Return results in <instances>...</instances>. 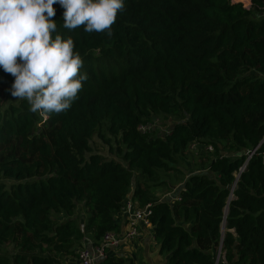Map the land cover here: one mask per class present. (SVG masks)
Returning a JSON list of instances; mask_svg holds the SVG:
<instances>
[{"label":"trees","instance_id":"1","mask_svg":"<svg viewBox=\"0 0 264 264\" xmlns=\"http://www.w3.org/2000/svg\"><path fill=\"white\" fill-rule=\"evenodd\" d=\"M124 4L111 37L63 28L64 9L53 4L57 34L72 38L88 77L67 111L33 113L24 100L2 109L0 93V179L13 181L0 182V264H57L76 255L84 233L97 243L119 232L114 216L130 192L139 208L151 205L165 264H215L222 223L218 264H264V0L249 8L231 0ZM13 81L0 68V85L11 91ZM153 117L176 120L169 136L138 132ZM103 122L101 139L126 166L92 154ZM195 140L213 145L216 157L171 197L150 196L137 179L132 186L133 173L154 181L173 170ZM219 145L236 156L220 157ZM258 146L231 192L245 152Z\"/></svg>","mask_w":264,"mask_h":264},{"label":"clouds","instance_id":"2","mask_svg":"<svg viewBox=\"0 0 264 264\" xmlns=\"http://www.w3.org/2000/svg\"><path fill=\"white\" fill-rule=\"evenodd\" d=\"M55 3L63 28L108 37L125 7L124 0H0V68L14 77L11 95L33 113L67 111L88 78L72 38L57 34Z\"/></svg>","mask_w":264,"mask_h":264},{"label":"rangeland","instance_id":"3","mask_svg":"<svg viewBox=\"0 0 264 264\" xmlns=\"http://www.w3.org/2000/svg\"><path fill=\"white\" fill-rule=\"evenodd\" d=\"M232 3H241L244 8L250 7V0L248 3V0H243L244 3L239 2L238 0H231ZM248 3V4H247ZM82 71V69L80 70ZM0 93L3 95V101L1 103V108L5 109L10 103L18 104L21 100L15 99L11 95V91L9 88H4L0 85ZM43 118H46L43 116ZM158 118L164 124H167V122H175L176 120L174 118H159V117H153ZM107 123L103 122L99 125L95 135L92 137L90 141V147L92 154L100 155L105 160H112L118 164H121L122 166H126V164L121 160L119 156H117L113 151H109V146L104 143V141L101 139V136L108 137L106 128ZM112 148H115L117 146V143H112ZM214 149L213 153L209 154H201L199 156H195L191 153L184 152L178 159L175 164H173L174 169L171 171H157V175L154 179V181H148L145 178L141 177L139 174L133 173L132 177V186H134L135 179L140 180L141 183H144V186L148 187V194L152 197H155L157 199L164 200V196H167L168 193H173L186 179V177L193 173H198L200 170H206V167H208L211 160L215 159V148L213 145H211ZM114 150V149H113ZM218 155L220 157L227 156V157H235L236 153L231 152L228 149L223 148L219 145L218 147ZM0 182L4 183L7 187H9L11 184H13V181L6 180V179H0ZM234 189V188H233ZM167 198V197H165ZM233 195L232 199L233 200ZM80 216V224H83L85 214L81 209L78 211V215L76 216V221L79 223ZM66 216L64 214L57 217V220H63ZM82 226V225H81ZM233 232V231H231ZM84 237L86 239H89L91 242H93V239L89 233H84ZM9 247V246H8ZM81 247H77L74 250V253L76 255L71 256H63L61 258L57 259V264H78L77 261V253ZM154 252V249L152 250ZM219 256V258L217 257ZM166 256L160 257V264H165ZM215 261L217 264L219 262L223 261V251H222V245L219 243L215 247ZM125 264H131V261L126 259L124 262Z\"/></svg>","mask_w":264,"mask_h":264},{"label":"built area","instance_id":"4","mask_svg":"<svg viewBox=\"0 0 264 264\" xmlns=\"http://www.w3.org/2000/svg\"><path fill=\"white\" fill-rule=\"evenodd\" d=\"M173 125L174 122H167V124H164L160 119L152 118L150 121L139 124L137 130L141 135L165 138L171 134ZM258 148L259 146L251 151L245 152L246 160L243 166L238 170V174L235 175L236 180H238L239 175L245 170L248 161L256 155ZM213 151L214 149L211 145H206L198 140L190 143L186 150V152L195 156L211 154ZM258 155L261 158L262 167L264 169V152ZM233 188L234 185L232 186L231 192L234 190ZM179 200V197L173 198L170 203L172 204ZM150 216L151 205L147 204L143 208H139L131 200L129 193L114 216V220L120 222L122 230L119 232H106L97 243L91 242L84 237L82 240V247L77 253L78 264H96L99 260L106 258V256L116 254L115 251L121 246L129 244L137 239L140 236L142 228L150 230L153 237V226L149 220Z\"/></svg>","mask_w":264,"mask_h":264},{"label":"crops","instance_id":"5","mask_svg":"<svg viewBox=\"0 0 264 264\" xmlns=\"http://www.w3.org/2000/svg\"><path fill=\"white\" fill-rule=\"evenodd\" d=\"M188 177L189 175L186 177V179ZM184 181L182 182V184L184 183ZM171 194L172 192L168 193L167 196H164V198L171 197ZM130 197H131V192H130ZM161 199L159 200L161 201ZM134 204L137 205V203L135 202ZM117 223L120 226V230H122V226L120 225V222L117 221ZM153 249L154 252L152 251ZM115 253L116 254H112L115 255L114 257L122 258L124 262L126 261V259H128L131 261V264H160L159 259L161 256L158 254V245L155 242L154 238L152 237L150 230L144 228H142L140 236L137 239H135L129 244H125L121 246L117 251H115Z\"/></svg>","mask_w":264,"mask_h":264},{"label":"water","instance_id":"6","mask_svg":"<svg viewBox=\"0 0 264 264\" xmlns=\"http://www.w3.org/2000/svg\"><path fill=\"white\" fill-rule=\"evenodd\" d=\"M236 182H237V180L235 179V182H234V184H233V185H234V188H235V186H236ZM231 197H232V194H230V196L228 197L227 204L229 203V201H231V200H230ZM227 212H228V208L226 207V208L224 209V216H223V219H225V217H226V215H227ZM223 226H224V223H222V226H221V234H222V236H221V239H220V244L222 243V240H223V231H224ZM217 257L219 258L218 255H217ZM215 264H217V262H216Z\"/></svg>","mask_w":264,"mask_h":264},{"label":"bare ground","instance_id":"7","mask_svg":"<svg viewBox=\"0 0 264 264\" xmlns=\"http://www.w3.org/2000/svg\"><path fill=\"white\" fill-rule=\"evenodd\" d=\"M238 1L244 3L243 0H238ZM248 3H249V0H248ZM248 3H247V4H248ZM231 198H232V197H231Z\"/></svg>","mask_w":264,"mask_h":264}]
</instances>
